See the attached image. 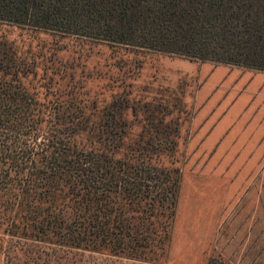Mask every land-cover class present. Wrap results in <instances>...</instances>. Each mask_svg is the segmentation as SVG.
Here are the masks:
<instances>
[{
	"label": "trees",
	"instance_id": "trees-1",
	"mask_svg": "<svg viewBox=\"0 0 264 264\" xmlns=\"http://www.w3.org/2000/svg\"><path fill=\"white\" fill-rule=\"evenodd\" d=\"M0 23L264 72V0H0ZM56 42L0 39V264H52L55 249L161 264L180 121L131 86L105 104Z\"/></svg>",
	"mask_w": 264,
	"mask_h": 264
},
{
	"label": "rangeland",
	"instance_id": "rangeland-1",
	"mask_svg": "<svg viewBox=\"0 0 264 264\" xmlns=\"http://www.w3.org/2000/svg\"><path fill=\"white\" fill-rule=\"evenodd\" d=\"M0 39L39 52L58 40L53 44L75 59L71 73L89 77L93 90H110L105 104L131 86L137 100L178 118L183 180L161 264H264V72L60 40L3 23ZM48 254L52 264H144L83 251ZM47 260L41 253L37 262Z\"/></svg>",
	"mask_w": 264,
	"mask_h": 264
},
{
	"label": "crops",
	"instance_id": "crops-1",
	"mask_svg": "<svg viewBox=\"0 0 264 264\" xmlns=\"http://www.w3.org/2000/svg\"><path fill=\"white\" fill-rule=\"evenodd\" d=\"M260 72V71H259ZM259 74H263V73H259Z\"/></svg>",
	"mask_w": 264,
	"mask_h": 264
}]
</instances>
